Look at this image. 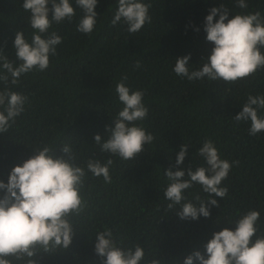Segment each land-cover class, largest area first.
<instances>
[{"label":"trees","instance_id":"16d2710c","mask_svg":"<svg viewBox=\"0 0 264 264\" xmlns=\"http://www.w3.org/2000/svg\"><path fill=\"white\" fill-rule=\"evenodd\" d=\"M23 2L0 0V49L15 65L20 63L15 57V34L23 31L30 42L34 31ZM141 2L151 5V23L139 32L130 34L122 20L112 25L117 0H98L97 24L86 35L76 30L82 12L75 0H70L76 10L72 22H53L49 29L62 37L57 55L50 57L47 70L24 74L12 87L26 95L28 102L9 132L0 134V181L7 183L11 170L44 146L52 148L57 157L68 159L61 149L69 145L79 166L89 158L102 163L113 160L111 183L85 169L81 195L86 207L73 219L72 243L67 249L38 252L32 258L36 264H100L94 252L95 234L104 226L122 247L141 245L146 258L141 264H147V259L183 264L194 251L206 255L204 246L213 233L225 227L234 230L235 221L249 210L260 212L256 235H264V131L251 136L250 121L233 119L248 95H264V69L236 83L207 78L190 82L173 71L177 58L190 54L188 67L197 70L211 54L214 45L206 40L204 24L212 7L223 3L230 11L229 19L256 11L264 19V0H245L247 9L238 8L237 0ZM48 7L51 9V4ZM261 51L264 53V48ZM124 75L128 77L126 86L145 93L148 115L136 123L154 136L130 161L101 152L94 140L96 134L106 140L107 127H114L113 119L123 107L115 86ZM257 111L264 117V109ZM208 139L221 159L238 164H233L221 183L228 189L223 199L214 194L209 197L198 184L185 190L188 201L198 203L196 195L204 200L213 198L220 208L209 205L208 218L182 220L176 214L179 205L167 208L164 188L169 181L164 171H194L206 166L198 149ZM183 144L189 145L187 155L183 164L176 165ZM4 194L5 190H0V198Z\"/></svg>","mask_w":264,"mask_h":264},{"label":"clouds","instance_id":"9594fccd","mask_svg":"<svg viewBox=\"0 0 264 264\" xmlns=\"http://www.w3.org/2000/svg\"><path fill=\"white\" fill-rule=\"evenodd\" d=\"M51 4V9L48 5ZM82 15L76 25L80 33L90 35L96 24L98 13L95 11L98 0H75ZM117 10L112 25L121 20L127 25L130 34L139 32L146 23H151L150 4L141 0H117ZM237 7L247 9L245 0H237ZM22 8L30 12L29 25L34 29L31 41L26 40L23 31L15 34V57L20 63L15 65L0 49V134L8 133L15 120L25 111L28 97L13 91L20 77L33 71H45L49 67L50 57L57 55V46L62 37L55 31L49 33L53 22L60 24L72 22L76 10L70 0H24ZM51 12V15L49 13ZM229 9L222 3L212 7L205 17L204 31L206 40L214 47L211 54L197 70L188 67L190 54L177 58L173 71L188 81L203 80L236 83L254 76L264 69V19L261 13L236 14L229 19ZM219 16V19H214ZM199 31V29H197ZM47 34V35H45ZM141 65L139 61L136 67ZM128 77L124 75L115 86L118 100L123 107L113 119L114 127H107L108 138L94 136L100 151L118 156L123 160H132L151 144L154 136L136 122L147 118L148 108L143 103L144 91L131 90L126 86ZM257 109H264V95H248L242 110L233 117L236 122H249V135L255 136L264 131V117ZM187 144H183L175 157V164H183L187 155ZM61 151L68 159L57 157L52 148L44 146L34 149V154L15 166L8 182L0 181V190H5L0 198V264H36L32 259L38 252H53L67 249L74 235L73 219L79 216L86 202L81 195L87 172L104 183H111V158L106 162L89 158L84 166L74 163L76 156L72 148L65 144ZM206 166L172 171L165 170L169 181L164 188V197L168 209L179 205L176 214L182 220H196L200 216H210L209 205L220 208L213 198L201 199L198 203L187 200L185 190L194 184L212 197L227 196V187L221 183L226 180L233 164L221 159L218 149L210 139L205 140L198 149ZM87 169V172L86 170ZM260 212L249 210L235 221V229L228 227L214 232L205 244L206 255L194 251L183 264H264V235H256ZM94 252L100 258V264H141L145 261V252L140 244L124 248L113 236L107 226L95 234ZM155 256V255H154ZM147 264H160L158 259H147Z\"/></svg>","mask_w":264,"mask_h":264}]
</instances>
